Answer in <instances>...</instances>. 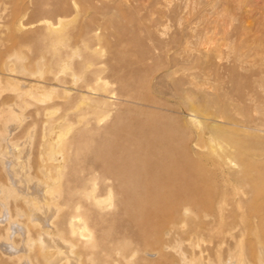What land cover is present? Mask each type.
I'll return each instance as SVG.
<instances>
[{"label": "bare ground", "instance_id": "6f19581e", "mask_svg": "<svg viewBox=\"0 0 264 264\" xmlns=\"http://www.w3.org/2000/svg\"><path fill=\"white\" fill-rule=\"evenodd\" d=\"M42 1H35L40 14ZM53 9L58 12L61 6ZM45 19L42 32L16 38L19 47L36 44L38 66L43 69L29 70L20 49L13 55L20 61L18 71L10 57L0 66L7 76L4 87L11 93L0 101V107L9 108L2 114L5 129L22 123L24 110L31 106L32 114L48 125L38 146L35 176L30 175L29 158L20 161L19 155L4 151L1 142L6 137H0V264H264V204L248 201L241 189L249 187L253 196L264 190L261 167L221 161L217 153L208 159L211 168L204 167L189 149L188 131L140 114L125 123L122 144H107L97 155V164L112 168L109 178L119 174L117 183H92L71 168L72 151H78L85 132L72 139L50 137L59 123V118L53 119L59 104L47 102L58 89L65 102L77 100L76 106L91 103L96 93L107 94L108 100H117V95L143 108L158 109L159 100L142 99L138 90L128 92L116 67L110 69V77L121 84L119 94L109 91L98 67L106 63L95 61L100 44L96 30L84 27L72 41L63 21L54 27ZM136 49L141 65L151 51ZM108 50L111 60L130 67L123 54ZM46 56L47 66L71 77L73 87L77 81L82 84L68 89L59 74L44 75ZM74 113L79 120L85 117L80 110ZM66 119L67 115L60 118L63 123ZM69 127H64L65 133ZM115 148L129 158H115ZM54 154L64 161L49 163ZM152 254L154 261L146 256Z\"/></svg>", "mask_w": 264, "mask_h": 264}, {"label": "rangeland", "instance_id": "374dc122", "mask_svg": "<svg viewBox=\"0 0 264 264\" xmlns=\"http://www.w3.org/2000/svg\"><path fill=\"white\" fill-rule=\"evenodd\" d=\"M35 1L0 0V66L10 57L12 67L18 71L20 61L13 55L21 50L19 53L30 64L29 70L43 69L38 66L36 44L25 42L19 47L16 38L42 32V18L54 27L60 20L67 25L65 30L72 41L84 27L96 30L100 44L96 46L99 56L95 61L106 63L98 67L102 68L101 82H107L109 91L119 94L121 84L110 77V69L116 67L115 74L125 81L128 92L138 90L142 99L159 100L158 109H152L123 102L117 95V100H108L107 94L96 93L92 94L91 103L76 106L77 100L65 102L58 89L47 102L59 104L53 115L59 123L50 137L72 139L79 131L85 132L78 151H72L71 157V168L81 177L92 183H117L119 174L109 178L112 168L97 164V155L111 144H122L125 123L140 114L160 118L161 125L188 131L189 149L204 167L211 168L208 159L217 153L221 161L264 169V0H43V12L47 10L44 14L37 12ZM53 6H61V10L54 11ZM136 47L151 51L144 65L138 63L141 58ZM108 49L123 54L130 67L111 60ZM44 60V75L59 74L68 89L82 84L77 81L73 87L71 77L52 64L47 66L48 56ZM0 73L3 101L11 93L4 87L5 72ZM143 85L150 89L149 93L144 92L146 88L141 89ZM101 100L108 101V105ZM8 109L0 107V137H6L1 148L19 155L20 161L29 158L30 175L35 176L38 146L48 125L42 117L32 114L35 108L31 106L24 110L22 123L11 124L10 132L5 129L2 116ZM76 110L85 117L77 119ZM64 115L67 119L63 123L60 118ZM64 127H69L67 133ZM9 145H18L17 150ZM114 152L115 158H129L116 148ZM54 156L49 155V163L64 161V157ZM241 189L246 199L250 197L248 201L264 204V190L253 196L249 187ZM146 256L151 261L156 258L155 254Z\"/></svg>", "mask_w": 264, "mask_h": 264}]
</instances>
